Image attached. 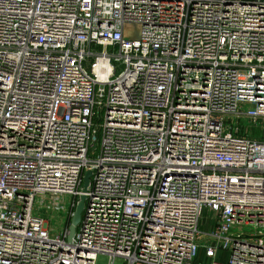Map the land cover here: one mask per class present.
<instances>
[{
	"label": "built area",
	"instance_id": "obj_1",
	"mask_svg": "<svg viewBox=\"0 0 264 264\" xmlns=\"http://www.w3.org/2000/svg\"><path fill=\"white\" fill-rule=\"evenodd\" d=\"M256 127L264 0H0V264H264Z\"/></svg>",
	"mask_w": 264,
	"mask_h": 264
},
{
	"label": "rangeland",
	"instance_id": "obj_2",
	"mask_svg": "<svg viewBox=\"0 0 264 264\" xmlns=\"http://www.w3.org/2000/svg\"><path fill=\"white\" fill-rule=\"evenodd\" d=\"M127 31L129 32L130 36L132 38H134L136 35V32H137V28H136V26H129ZM100 50H101L100 48H96V51H100ZM243 125H246V122H243ZM252 129L253 130H251L249 133L250 136H254V138H256V139H263L264 138V131L262 130V128L256 127V128H252ZM89 156H91V155H89ZM42 216L44 217V219L50 221V226H54V229H57L56 223L60 222V219H65V216L63 214H56L54 216V219H52V220L49 219V217H50L49 213L48 214H42ZM210 217H211V215H210ZM205 218H206V215H205ZM205 218L203 217V219H205ZM204 221L207 224L211 223V220L209 218H207ZM201 228H203V225L201 226ZM201 254H202V251L199 252V256L197 258V261L201 260ZM216 258L218 260H224V259H226V254L225 253H218ZM95 264H108V257L104 256V255H98L96 258ZM114 264H122V261L120 259H115Z\"/></svg>",
	"mask_w": 264,
	"mask_h": 264
},
{
	"label": "water",
	"instance_id": "obj_3",
	"mask_svg": "<svg viewBox=\"0 0 264 264\" xmlns=\"http://www.w3.org/2000/svg\"><path fill=\"white\" fill-rule=\"evenodd\" d=\"M91 175H92V172L90 170H84V173L82 176V186H81L82 193L78 196L77 202L69 218V224L67 228L68 232L66 236L67 242H72L75 236V233H76L77 226L79 225L81 221V215H82V211L84 209L85 200H86L85 193L89 186Z\"/></svg>",
	"mask_w": 264,
	"mask_h": 264
},
{
	"label": "trees",
	"instance_id": "obj_4",
	"mask_svg": "<svg viewBox=\"0 0 264 264\" xmlns=\"http://www.w3.org/2000/svg\"><path fill=\"white\" fill-rule=\"evenodd\" d=\"M74 209V208H73ZM68 224H69V220L67 221V227H68Z\"/></svg>",
	"mask_w": 264,
	"mask_h": 264
},
{
	"label": "crops",
	"instance_id": "obj_5",
	"mask_svg": "<svg viewBox=\"0 0 264 264\" xmlns=\"http://www.w3.org/2000/svg\"><path fill=\"white\" fill-rule=\"evenodd\" d=\"M252 137H254V136H252Z\"/></svg>",
	"mask_w": 264,
	"mask_h": 264
}]
</instances>
